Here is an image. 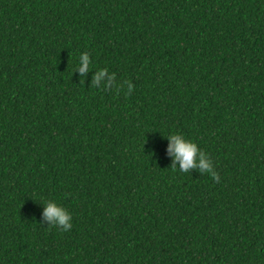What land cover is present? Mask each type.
<instances>
[{
    "label": "trees",
    "instance_id": "1",
    "mask_svg": "<svg viewBox=\"0 0 264 264\" xmlns=\"http://www.w3.org/2000/svg\"><path fill=\"white\" fill-rule=\"evenodd\" d=\"M0 264H264V0H0Z\"/></svg>",
    "mask_w": 264,
    "mask_h": 264
},
{
    "label": "clouds",
    "instance_id": "2",
    "mask_svg": "<svg viewBox=\"0 0 264 264\" xmlns=\"http://www.w3.org/2000/svg\"><path fill=\"white\" fill-rule=\"evenodd\" d=\"M81 74L91 68V59L87 52H81L78 57V66L76 67ZM107 68H98L93 77V82L97 83L107 72ZM111 79V75L109 77ZM131 85H129V90ZM169 140L168 150L173 157L172 168L175 170L176 161H179V171L189 172V169L196 168L201 174L208 173L216 179L212 171V161L198 145L186 138L181 133H170L167 135ZM44 218L50 222L49 225L60 227L61 230L67 231L72 227V217L65 208L59 205L55 200H46L44 207Z\"/></svg>",
    "mask_w": 264,
    "mask_h": 264
}]
</instances>
